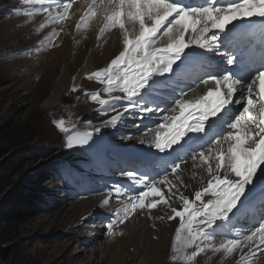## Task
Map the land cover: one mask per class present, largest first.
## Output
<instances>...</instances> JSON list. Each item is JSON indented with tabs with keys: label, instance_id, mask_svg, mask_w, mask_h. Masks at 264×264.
<instances>
[{
	"label": "rangeland",
	"instance_id": "rangeland-1",
	"mask_svg": "<svg viewBox=\"0 0 264 264\" xmlns=\"http://www.w3.org/2000/svg\"><path fill=\"white\" fill-rule=\"evenodd\" d=\"M31 5L27 0H0V127L21 130L31 123L37 128V134H41L45 140L37 137L21 148L25 160L17 170L14 168L16 164L13 165L16 150L8 147L5 136L0 134V264H168L174 251V235L168 239L170 245L166 255L160 253L159 257L152 256L149 261L147 257L151 248L146 246L145 239L130 233L134 231L132 228L140 227L134 222L139 218L138 213L130 215L123 225L117 223L119 215H123L124 203L121 201L124 200L123 196L115 194L114 189L121 190L120 187L130 181L131 175L128 174L134 176V173L131 168L129 170L119 163H112L115 159H110L109 153L112 146L119 153L122 152L121 148L134 143V146L147 144L143 142L144 138H139L147 128L139 130L140 123H135L138 122L137 116L129 114L136 113L134 110L137 106L132 99L113 102L108 99L111 104L106 106L92 101V94L104 92V84L86 77L80 81V88L77 87L79 91L73 92L74 87L69 85L60 99L52 103L65 65L62 62L66 57L69 59L72 52L69 55L63 54L62 46L53 45L52 41L61 33L59 31L53 37L58 24L47 23L41 28L46 17L40 13L28 15L26 10L36 7ZM74 22L70 27L75 33L72 41L79 38L75 37L79 29L75 27L77 22ZM79 39L86 40L83 37ZM93 39V36L87 39V48L92 46L95 41ZM111 41L104 40L99 51L103 53L104 47L108 45L117 54L120 49L118 47L114 50L116 40ZM75 64V60H72V71L76 70ZM103 98L106 99L101 95ZM129 104L135 107L123 112V108ZM101 108L116 110H108L105 114L99 112ZM112 115H121V118L114 126H105L104 121L111 119ZM60 120L64 121L67 133L57 128L56 124ZM69 135L77 139L82 136L88 143L67 147ZM116 142L123 144L116 145ZM80 146L87 148H80L81 154L87 158L85 160L74 156V151ZM150 147L154 146H147ZM5 171L11 177L2 186ZM44 174H49V178L44 177ZM139 182L134 179L131 184L135 187ZM36 187L42 190L44 205L41 206L42 202L36 204L18 226L19 231L14 238L3 243L2 238L6 233L5 215L13 196L17 192H27ZM248 188L245 185L241 196L249 193ZM105 200L108 201L107 205ZM86 201L90 202L81 204ZM240 207L236 208L237 212L243 211ZM151 218L149 216L148 220ZM109 223L114 225L111 235L106 231ZM151 228L154 232V227ZM218 238L224 239L222 236ZM151 239L157 242L155 236ZM141 240L145 243L143 248L138 246ZM139 252L146 259H139ZM1 253L4 255L1 256ZM232 259L231 256L212 251L197 257L198 264H229ZM246 264H251L250 258Z\"/></svg>",
	"mask_w": 264,
	"mask_h": 264
},
{
	"label": "snow or ice",
	"instance_id": "snow-or-ice-1",
	"mask_svg": "<svg viewBox=\"0 0 264 264\" xmlns=\"http://www.w3.org/2000/svg\"><path fill=\"white\" fill-rule=\"evenodd\" d=\"M27 3L36 6L26 10L28 15L40 13L46 17L41 28L47 23L60 25V29L53 32L55 37L69 19L76 0H27ZM212 4H215V0H212ZM85 7L86 11L76 24L77 29L86 24L89 18L95 17L99 8L107 13V23L100 29L97 39L104 38L111 28H118L123 33V50L110 60L107 67L86 77L103 83L111 102L131 100L137 96L146 80L161 65H166L164 71H171L175 61L190 46L209 50L215 48V32L224 30L232 21L243 17H264V0H235L222 6L188 9L172 0H91ZM126 21L133 28L138 24V34L134 38L129 36ZM186 34L189 35L187 40ZM161 36L171 42L164 48H157L155 41ZM234 59L232 57L228 62L233 63ZM203 84L208 85L206 94L198 99L185 97L179 100L176 105L179 116L164 118L166 123L161 124L160 128L167 129V132L158 134L155 145L163 151L180 141L186 132L201 130L209 118L217 116L229 104L240 105V113L230 124L229 134L192 158L206 172L207 182L199 190H187L181 179L183 173L179 171L181 164H178L171 172L175 176V184L165 176L149 185L147 191L127 194L126 201H122L123 215L118 217L117 223L123 225L134 213L151 214L152 210L159 208L161 211L156 214L158 219L167 217L169 221L178 220L180 229L187 226L185 248L191 249L186 255L188 264H198L197 257L206 251L233 257L229 264H246L249 258L251 264H256L257 260H264V224L236 239L215 240L207 230L217 219L227 217L258 167L264 166V71L258 72L247 84L233 80L228 74L222 78L210 77ZM225 84L227 89L221 91V86ZM72 91L79 89L74 87ZM101 95L92 94L90 98L102 106L108 105L110 100L101 99ZM133 107L135 105L129 104L123 108V112ZM108 110L101 108L99 112L106 114ZM120 118L121 115H112L111 119L104 121V125L114 126ZM189 120H194V123H189ZM88 123L92 124L91 121ZM56 126L62 133L68 132L63 120L58 121ZM84 143L87 141L69 135L66 146ZM164 185L168 186L167 193L162 190ZM114 192L117 196L125 195L119 188ZM150 196L157 199L148 200ZM104 203L107 205L108 201ZM113 227V223L107 225L109 235ZM176 238L180 239L179 229Z\"/></svg>",
	"mask_w": 264,
	"mask_h": 264
},
{
	"label": "bare ground",
	"instance_id": "bare-ground-1",
	"mask_svg": "<svg viewBox=\"0 0 264 264\" xmlns=\"http://www.w3.org/2000/svg\"><path fill=\"white\" fill-rule=\"evenodd\" d=\"M172 2H174V0H172ZM90 3L91 0H76L69 19L63 24V28L59 30L61 32L60 35L56 40L52 41L53 45L63 47L61 50L63 51V54L67 53L69 55L70 52H72V55L69 57V59L65 56V60H63L62 62L65 65L59 80L58 88L57 90H55L56 93L51 100L52 103L57 102L60 99L62 92H64L69 85L75 88L79 87L80 81L83 78L87 77L94 71L101 70V67H107L110 64V60L114 58L113 53L115 54V52L110 49L108 45L104 47L103 53L99 51L101 50L100 47L103 46L102 42H104V40H106L107 42L116 40V44H114V50L118 47V49H120L119 52L123 50V33L118 28L108 29L105 33L104 38L100 40L97 39L100 35V29L104 26L105 23H107L105 19L107 13L101 12L99 8L97 9V15L94 18H89L86 24L82 25L79 30H76L79 31V33L77 32L75 37H83L86 38V40L82 41L78 38L76 41H72V36H74L75 33L73 34V30L70 29L71 24L74 21L77 23L79 22V17L83 12L86 11L85 5ZM181 7L184 8V4H182ZM245 18L246 17L238 18L232 21L222 31L217 30L215 32L217 36L215 48L211 50L204 48V50L198 46L193 45L187 48V50H185L184 53L181 54L179 59L175 61V63L172 65L171 71H164L166 65H161L160 69L146 80L144 87L140 90L139 94L132 98V101L135 103L137 108L136 110H134L136 113L129 112V114H132V116L135 114L137 116L138 123H140L139 130H141V128H147L145 132L142 131L143 133L139 137L140 140L141 137L144 138L143 142H146L147 144H141L140 146L143 147H140L134 146V143L130 145L129 148L123 149V153L127 157L125 158V164L129 163L130 166L132 162H140L141 167L138 172L144 173V175L140 179H137L136 177L131 175L129 177L130 181L125 182V184L120 187L125 194L123 195L124 201H126L127 199V194L136 195L142 191H147V187L149 185L158 182L165 176H168L169 179L172 180L175 184V176L171 172L173 168L178 164H181V168L179 171L183 173L181 179L187 186V190H191L194 192L195 190H199L200 186L207 182L206 172L200 166H198L192 160V158L199 152L207 150L217 139L229 134V132L231 131L230 124L232 123V119L233 121L236 119L233 118L234 115H231L227 118H209L204 123V127L201 130L186 132V134L181 138L180 141L163 151L156 147L155 140L157 139L158 134L167 132V129L160 128L161 124L166 123L164 118L166 116H179V108L176 106L179 100L185 97L198 99L199 96L206 94L208 85H204L203 81L210 77H214L216 71L213 70L212 67H221V63L226 57L225 51L221 49V46H223V44L220 43V40L224 39L225 33L234 24H237ZM126 27L128 28L130 37L134 38L135 35L138 34V24L135 28H133L132 24L126 21ZM56 29H60V25L59 27L57 25ZM91 36L94 37L93 40L95 41L94 43L92 42L93 44L91 47L87 48V39ZM188 38L189 35L186 34V40ZM160 42L162 44H159ZM170 42L171 41L168 40L167 37L161 36L158 40L155 41V46L157 48H164L167 46V43ZM110 43H112V41ZM100 52L102 53V55ZM119 52L115 55H118ZM72 60H75L76 62L75 66L73 65L76 68L75 71H72ZM72 73H74V75ZM82 87L83 86H81V88ZM100 93H102V96L106 99H110L105 91H100ZM152 117H155V121H158V123L149 128L148 125L152 124L145 121L151 120L150 118ZM189 123H194V120H189ZM147 146L154 147H150L149 149L147 148ZM193 147L194 149L191 150ZM114 157L117 158V155H114ZM118 161L119 159L116 161H112V163L117 165ZM258 175H261V167H258L252 181L246 184V186L249 187V193L244 197L240 196L238 203L227 215V217L224 219H217L212 227L207 230L213 239L221 240V238H218L219 236H222V238L224 239L226 238V236H229L230 239H236L239 238V236L248 234L251 230L260 226V224L258 226H252L251 224H249L250 226H247V222L245 223L244 220V217L250 213H254L258 216L262 214L260 205L252 204L251 199V193L255 189V187L253 186H256L254 184L257 182L256 179L258 178ZM134 179L140 181L135 187H133L131 184ZM257 184L258 186H261L262 182L258 181ZM167 189V185H164L162 188V190H164L166 193ZM153 199L157 198L152 196L148 197V200ZM117 201L119 200L117 199ZM89 202L90 201H86L82 202L81 204L86 205ZM239 207L241 210H243L242 212H239V210L238 212L236 211V208ZM160 211L161 209L158 208L155 209V211H152L151 214L143 212L138 213L137 216L139 218H137L134 222H137L140 227L132 228L134 231L131 230L130 233H136L138 236H140V238L145 239L146 246L148 245L151 248V252H149L150 254L147 257V260L149 261H151L149 258H151L152 256H155L156 258L160 256V253L161 255L166 253V250L169 247L168 245H170L168 239L170 235L171 237L172 235H174V251L170 259L168 260V264H188L186 255L191 251V249L185 248V242L188 235L186 230L187 226H185V229H180L178 220L169 221L167 217H165L164 220L158 219L157 215L155 214L159 213ZM153 213L155 214L152 215ZM147 215L152 216L150 221L148 220L149 216L147 218ZM252 218L253 216L249 220H253ZM151 227H154V232ZM178 229L180 231V239L177 240L176 238L175 241V236ZM219 229H221V232L219 231ZM163 233H166V235L163 236ZM153 236L157 238V242L152 241L153 238L151 239V237ZM144 244V241L141 240L139 241L138 246L140 248H143L142 246ZM157 251H159V253ZM144 258L146 259L143 254H140L139 259ZM256 263L264 264V260H257Z\"/></svg>",
	"mask_w": 264,
	"mask_h": 264
},
{
	"label": "trees",
	"instance_id": "trees-1",
	"mask_svg": "<svg viewBox=\"0 0 264 264\" xmlns=\"http://www.w3.org/2000/svg\"><path fill=\"white\" fill-rule=\"evenodd\" d=\"M0 134H3L5 136V144H8V147H10L11 149L16 150V153L14 154L15 161L13 162V165L16 164L14 168L17 170H19L18 166L22 165L25 160L24 154H21V152H24L23 150H21V148L27 143L33 142L37 137H39L42 141H45L41 134H37V128L33 127L31 123H29L27 127L25 126L21 130L18 128H8V126H1ZM26 152L27 151H25V153ZM10 177L11 174L5 171L2 186L6 184V181H8ZM44 177L49 178V174H44ZM42 199H44L43 193L42 190L38 187L33 189L30 188V190L27 192H17L13 196L10 204L8 205L9 209L7 210V214L5 215L6 218L4 228L6 230V233L2 238L3 243L8 242L11 238H14L16 232L18 233L19 231L18 226L22 224L23 221H25L31 210L35 208L36 204L39 205L42 202ZM43 205L44 202L41 203V206ZM2 255L4 254L1 253V256Z\"/></svg>",
	"mask_w": 264,
	"mask_h": 264
}]
</instances>
